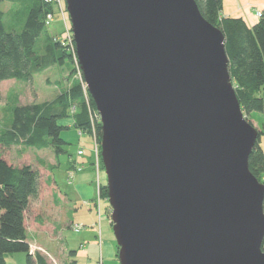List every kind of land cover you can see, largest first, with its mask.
<instances>
[{
	"label": "water",
	"instance_id": "95a60500",
	"mask_svg": "<svg viewBox=\"0 0 264 264\" xmlns=\"http://www.w3.org/2000/svg\"><path fill=\"white\" fill-rule=\"evenodd\" d=\"M101 116L120 264H264L259 132L195 0H66Z\"/></svg>",
	"mask_w": 264,
	"mask_h": 264
},
{
	"label": "trees",
	"instance_id": "16d2710c",
	"mask_svg": "<svg viewBox=\"0 0 264 264\" xmlns=\"http://www.w3.org/2000/svg\"><path fill=\"white\" fill-rule=\"evenodd\" d=\"M25 19L21 32H8L4 26V12L0 7V85L4 81L33 82L36 74L51 67L63 66L70 59L66 47L51 35L46 26V15L52 10L44 0H36ZM203 17L219 28L225 35V48L230 60V73L237 98L246 119L255 127L254 112L264 116V11L259 20L250 25L244 17L223 15V0H195ZM46 36L48 46L40 53V39ZM91 106L96 105L89 95ZM0 89V102L2 101ZM84 90L80 82L72 83L58 97L48 103L15 105L11 125L0 129V264H8L7 256L16 253L28 255V264H46L38 254L31 255V243L27 236V213L32 200L38 198L42 189L41 173L30 165L15 166L4 158L3 150L14 146H25L36 150L54 148L56 155L67 153L68 142L62 138L67 122L85 135L90 132V117L85 103ZM73 106L76 111L71 112ZM257 143L249 158L253 175L264 184V150L261 138L264 136V122ZM102 123L97 125L98 142L101 144ZM102 150V149H101ZM101 171L104 165L101 158ZM101 199L109 204L107 185L100 187ZM112 223V222H111ZM113 226V223H112ZM264 250V245H263Z\"/></svg>",
	"mask_w": 264,
	"mask_h": 264
},
{
	"label": "rangeland",
	"instance_id": "374dc122",
	"mask_svg": "<svg viewBox=\"0 0 264 264\" xmlns=\"http://www.w3.org/2000/svg\"><path fill=\"white\" fill-rule=\"evenodd\" d=\"M64 1L66 5V0ZM261 1L262 0H223V5L226 12H228L229 7L234 9V7L237 8L238 3H241L245 9V12H249V15L252 16L248 18L256 20L259 19L257 18L258 16L256 17L255 15L256 6H254L255 8H251V6ZM0 5L5 13V29L8 32H21L23 30L24 22L28 16L29 10L32 6L38 5V2L36 0H0ZM240 15L245 16L243 13ZM71 26L72 25L69 17L70 29ZM48 31L51 35L56 34L57 39L66 35L65 27L60 21V18L49 27ZM48 44L47 37L43 36L39 41V52L43 53L46 51ZM65 50L67 54H70V51L67 48ZM77 67L78 65L76 64L75 60L72 56H70V59L65 60L63 66L57 65L40 74H36L32 83L14 80L2 84L1 91L3 93V98L0 102V129H5L12 121L11 109L15 105L33 103L39 100L43 103L51 102L63 91H65L66 88L70 87L72 83H75L76 81L80 82L79 77L76 75L78 71ZM252 120L257 126L261 128L262 126L260 124L264 122V116L261 113L254 112L252 114ZM62 138H65V140L68 142V144L64 147L67 153H62L60 155H56L55 149L51 147L43 154H38V152L34 149H29L25 146H14L10 150L2 149L4 158L10 162H15L16 164H34L35 166L38 165V162L42 161L43 163L41 164L43 169L39 170L41 173L42 189L40 196L32 200L30 204V208L27 213V229L32 249L30 256L33 259H36V254H39L43 259H45L47 264L76 263L72 262L73 260L70 257V255H73L74 251L69 250L70 247L68 242L60 239L61 230H57L55 228L58 223H62L60 218L64 216V211L67 207L64 190L60 189V187L54 183L52 180L53 177H50L52 167L44 164V162L49 161V158L52 156H59L58 160H60L59 162L63 169L64 164H67L69 154L76 153L77 146L79 145L80 141H82L83 145L86 140L88 141L89 145L93 144L90 136L84 135L83 137H80L78 135V130L75 128H67L64 130L62 133ZM261 146L264 150V136L261 138ZM101 177L105 182V179L107 178L105 171H101ZM71 178H73L72 174L70 175V179ZM261 178L264 181V175H262ZM64 183L65 181L61 180L62 187L65 185ZM104 209L105 205L102 208L103 212ZM66 224L68 225L66 228H71L73 231H75L76 225L74 223L71 224L69 221H67ZM83 229L84 227L82 230ZM69 235L74 239L79 237V234L74 232L69 233ZM117 250L119 252L118 246ZM78 256L80 257L78 258L80 264H87L85 263L87 262L86 260L83 261V259H81L83 256L82 254H78ZM6 260L8 264H28V255L25 253H16L8 255ZM103 263L113 264V262L105 263V261ZM116 264H120L119 260L116 261Z\"/></svg>",
	"mask_w": 264,
	"mask_h": 264
},
{
	"label": "crops",
	"instance_id": "0c3cea01",
	"mask_svg": "<svg viewBox=\"0 0 264 264\" xmlns=\"http://www.w3.org/2000/svg\"><path fill=\"white\" fill-rule=\"evenodd\" d=\"M254 6H256V8ZM252 7L256 9L255 15L257 17L256 11H264V0L251 6V8ZM241 13H243L246 17L240 15ZM223 15L231 17H244L250 25L255 24L259 20L248 18L252 16L249 15V12H245V9L241 3H238L237 8L234 7L233 9L229 7L228 12H226V10L223 8ZM10 81L14 80L4 81L1 83L0 89L2 84L8 83ZM36 103L41 104L43 102L39 100L36 101ZM71 123L72 122L68 121L67 125L69 126V129H74ZM10 125L11 122L8 126ZM255 127L260 129V127L256 124ZM84 145L82 144V141H80L79 145L77 146L76 153L69 154L67 164H64L63 169L59 162L60 160H58L59 156H52L49 158V161H46L47 163L44 162V164L52 167L50 177H53L52 180L54 183L60 187V189L64 190L65 201L67 202L64 216L60 218L62 223H58L55 228L57 230H61L60 239L68 242L70 247L69 250L74 251L73 255H70L71 259L73 260L72 262L80 264L78 260L80 257L78 254H82L83 256L81 259H83V261L86 260L87 262L85 263L87 264H104V261L105 263L113 262V264H116V261L119 260L118 250L115 241L116 239L113 234L114 232L109 214L108 202L104 199L99 200L98 182H100V185H107V178L105 177L106 179L104 182V179L102 180L101 177V171L98 173L96 169L93 155V144L89 145L88 141L86 140ZM81 147L84 148V155L78 154V151ZM47 149L34 150L37 151L38 154H43L47 152ZM11 163L15 166L30 165L38 170L43 169L41 167V164H43L42 161L38 162V165L40 164L39 166H35L34 164H16L15 162ZM71 174L73 175V178L70 179ZM61 180L65 181V185L63 187L61 186ZM104 205L105 209L103 212L102 208ZM67 221H69L71 224L74 223L75 225L83 226L84 229L76 232L71 228H66V226H68L66 224ZM73 232L79 234V237L76 239L72 238L69 233ZM27 236L30 242L28 229Z\"/></svg>",
	"mask_w": 264,
	"mask_h": 264
},
{
	"label": "built area",
	"instance_id": "2783aa9c",
	"mask_svg": "<svg viewBox=\"0 0 264 264\" xmlns=\"http://www.w3.org/2000/svg\"><path fill=\"white\" fill-rule=\"evenodd\" d=\"M45 4L50 6L52 10L46 15L45 18V23L46 26L50 27L52 24L60 18V21L63 23L65 27V32L66 35L63 37H60L57 39L64 47H66L70 53L73 59L75 60L76 64L78 65V71H77V76L79 77V81L83 87L84 90V96H85V103L88 109L89 117H90V132L88 136H90V139L93 141V155H94V160H95V166L100 173L101 171V158H102V147L101 144L98 142V131H97V125L101 123V116L97 111H94L92 106H91V101H90V93L88 90V86L85 82L83 72L80 69L79 66V60L77 56V49H76V44L74 40V35L72 32V28H69V17H68V11H67V5H65L64 0H44ZM258 18L262 17L263 13L262 11H256ZM76 111V106H73L71 109V112L74 113ZM78 135L80 137H83L85 135V132L83 130H78ZM79 155H84V148H80L78 151ZM100 182H98V190H99V200H101L100 196ZM82 226L76 225L75 231L79 232L82 230ZM264 245V243H263Z\"/></svg>",
	"mask_w": 264,
	"mask_h": 264
}]
</instances>
